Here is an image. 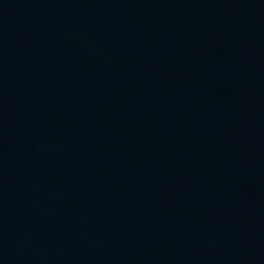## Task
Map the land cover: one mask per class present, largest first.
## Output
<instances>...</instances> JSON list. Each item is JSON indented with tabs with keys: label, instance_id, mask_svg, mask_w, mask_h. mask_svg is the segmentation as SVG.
Here are the masks:
<instances>
[{
	"label": "water",
	"instance_id": "water-1",
	"mask_svg": "<svg viewBox=\"0 0 264 264\" xmlns=\"http://www.w3.org/2000/svg\"><path fill=\"white\" fill-rule=\"evenodd\" d=\"M0 254L264 264V0H0Z\"/></svg>",
	"mask_w": 264,
	"mask_h": 264
}]
</instances>
